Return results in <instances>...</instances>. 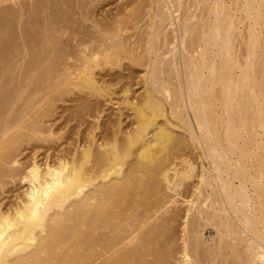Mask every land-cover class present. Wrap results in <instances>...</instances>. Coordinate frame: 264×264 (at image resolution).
I'll return each instance as SVG.
<instances>
[{
	"label": "bare ground",
	"instance_id": "obj_1",
	"mask_svg": "<svg viewBox=\"0 0 264 264\" xmlns=\"http://www.w3.org/2000/svg\"><path fill=\"white\" fill-rule=\"evenodd\" d=\"M73 1L30 6L43 18L34 40L24 35L32 57L23 47L15 58L4 39L20 66L2 53L0 75L18 68V87L0 97V264H264L248 170L238 154L225 165L262 116L254 50L264 0H124L100 22L92 2ZM175 196L188 204L181 235L178 209L159 215ZM202 226L216 233L207 243Z\"/></svg>",
	"mask_w": 264,
	"mask_h": 264
},
{
	"label": "rangeland",
	"instance_id": "obj_2",
	"mask_svg": "<svg viewBox=\"0 0 264 264\" xmlns=\"http://www.w3.org/2000/svg\"><path fill=\"white\" fill-rule=\"evenodd\" d=\"M19 1V2H18ZM7 0V1H5V2H3V3H0V15L2 16V19H0V37L1 38H3L2 39V42L4 41V39H6L7 40V38L10 36V45L12 44V42H13V44H12V47H13V49L15 48V45H16V48L17 49H19V52H18V54H15V56L17 55H19L20 54V52H22V51H20L21 49L23 50L24 48L23 47H26L27 48V46L25 45V42H26V44L27 45H31V43L33 44V42L31 41V40H29V39H32V40H34V38L31 36V33L30 32H34V31H36V29L37 28H39L40 27V24H42V21H43V18L41 19V15H40V13H39V15H38V13H36V12H34V11H32V10H30L31 9V7H32V5H33V7L34 6H36L37 4H39V2H43V1H45V0ZM75 1V0H74ZM72 2V3H74L73 5L75 6L78 2H77V0H76V2L77 3H75V2ZM80 1H82L81 3L82 4H88V2L90 1V2H92L90 5L92 6V8L90 9L89 7H91L90 5H87L88 7V10L90 9V11L91 10H94L95 9V11H94V13L96 12L97 13V15L95 16V14H93V11L90 13L91 14V16L93 15V16H95V18H91V20L92 21H94L95 22V20L98 22V20L97 19H100L99 20V22L100 21H103L104 20V18H103V16H107L106 15V13H110V15H112V13L113 12H115V9H116V5H118V4H120L121 5V3H123V1L124 0H108V1H106V0H80ZM80 1H79V3H80ZM101 1V2H100ZM102 1H104V2H102ZM118 1H120V2H118ZM227 1V5L228 6H231L230 5V2H229V0H226ZM11 2V3H10ZM13 2H16V3H13ZM36 2V3H35ZM89 2V3H90ZM94 2H96V3H94ZM99 2V3H98ZM80 3V4H81ZM106 3V4H105ZM118 3V4H117ZM26 6H25V5ZM30 4V5H29ZM78 5L79 7H81V6H83V5ZM94 4V5H93ZM99 4V5H98ZM104 4V5H103ZM3 5V6H2ZM17 5V6H16ZM25 6L26 8H24V10L25 11H27V13H25L24 15H23V17H22V19H20V13L18 12V14H19V18L17 17L18 16V14L17 13H15L16 11H18L19 10V8H22L21 6ZM72 4H70V7H73L74 8V6H73ZM31 6V7H30ZM109 6V7H108ZM112 6V7H111ZM119 6V5H118ZM84 7V9H85V5L83 6ZM115 7V8H114ZM107 8V9H106ZM18 9V10H17ZM66 9V8H65ZM102 10V11H101ZM106 10H108V12H106ZM264 10V9H263ZM262 10V19H259V20H261V22H262V20H264L263 18H264V11ZM10 11V12H9ZM14 11V12H13ZM106 13H105V12ZM110 11V12H109ZM8 12V13H7ZM33 12V13H32ZM73 12H76L75 11V9H74V11ZM77 12H79L78 10H77ZM100 14H99V13ZM14 14V15H13ZM17 16H16V15ZM49 16H50V14H48ZM76 15H78V14H76ZM1 16H0V18H1ZM5 16V17H4ZM15 16H16V18L17 19H15ZM80 15H78L77 16V19H79L78 17H79ZM90 16V17H91ZM12 17V18H11ZM29 17V18H28ZM74 17H75V15H74ZM74 17H73V20H74ZM102 17V18H101ZM111 17V16H110ZM7 19H9L10 21L8 22V20ZM20 19V20H19ZM49 19V18H48ZM93 19H95V20H93ZM258 20V22L260 23L257 27H255V29H257V30H260L261 31V33H260V37H259V42H258V44L260 45V49H259V52H258V49L256 48H254L255 50H254V53L256 54V53H258L256 56H254V57H256V58H254L255 59V63H256V67L258 68V70L259 71H263L262 73V77L264 78V47H262V46H264V25L262 26V24H264V22H260ZM12 21V22H11ZM20 23H19V22ZM80 21V20H79ZM144 20H142V22H143ZM73 22L75 23L76 22V19L74 20V21H70V23L72 24V25H69L70 27H72V28H74L75 26H77V25H81L80 23H76L75 25H73ZM142 22H140L139 24H138V28L136 29V30H139V28H141V25H143L144 24V22L142 23ZM236 22V21H235ZM14 23V24H13ZM30 24V25H29ZM20 25V26H19ZM61 25V24H60ZM86 25V26H85ZM84 25V28L86 27L87 29L88 28H91V30H93V28L91 27V26H94V24L93 23H91V22H89V24L88 23H86ZM8 28H7V27ZM36 26V27H35ZM39 26V27H38ZM130 26V25H129ZM132 26V25H131ZM3 27V28H2ZM7 29H6V28ZM14 27V28H13ZM81 27V26H80ZM79 26H77V27H75L76 29H78V30H82V31H84L83 30V28L81 27L80 28ZM245 27H247L246 26V24L245 23H243V24H240L239 25V29H241V30H243V28H245ZM262 27V28H261ZM5 28V29H4ZM11 29V30H10ZM21 29V30H20ZM86 29V30H87ZM3 30V31H2ZM9 30V31H8ZM23 30V31H22ZM34 30V31H33ZM38 31H39V29H37ZM90 30V29H89ZM14 31V32H13ZM20 31H22L21 33H20ZM26 31V32H25ZM28 31V32H27ZM38 31H36V32H38ZM81 31V32H82ZM132 31H135V29L134 30H129V32H128V34L130 35V33ZM140 31V30H139ZM138 31V32H139ZM24 32H25V34H24ZM35 32V33H36ZM40 32H42V30H40L38 33H40ZM137 31H135V34H137L136 33ZM27 33V34H26ZM30 33V34H29ZM35 33H34V37H35ZM67 33H70L69 31L67 32ZM134 32H132L131 33V35L133 34ZM7 34V35H6ZM12 34V35H11ZM13 34H15V35H13ZM18 34H21V35H23V36H18ZM29 34V35H28ZM2 35V36H1ZM24 35H28V36H30V37H32V38H29L28 39V37H27V39L29 40V41H27V39H25L26 38V36H24ZM128 35V36H129ZM7 36V37H6ZM66 36V37H65ZM65 36H63V38L65 37V38H67V36H68V38L70 37L69 36V34L68 35H66L65 34ZM5 37V38H4ZM14 37V38H13ZM20 37V38H19ZM1 38H0V40H1ZM17 38V39H16ZM22 38H24L26 41H24V40H22ZM64 38V39H65ZM6 40L4 41V43L3 44H5V48H4V45L3 44H0V46L2 45V47H0L1 49H0V58H1V62L0 63H2V57H1V55H2V53L3 54H9L10 53V55L12 54V57L10 56V58L8 57L9 55H7L6 56V59L8 60V58L11 60L12 59V61H15V63H17L18 61H17V59H13V54L14 53H16V51H18L17 49H15V52L14 53H12V51L10 52L9 51V49H11L10 47V45L8 44L7 45V47L8 46H10V47H8V50H7V47H6V44H7V42L9 41H7L6 42ZM12 41V42H11ZM20 41H21V43H20ZM23 41V42H22ZM1 42V41H0ZM29 42H31V43H29ZM21 44L22 45H24V46H21ZM32 46V45H31ZM31 46H29L30 48H31ZM21 47V48H20ZM30 48H27L28 50L30 49ZM4 49H6V51H1V50H4ZM27 50V52H29L27 55H29V56H31V54L33 55V53H32V51H34L35 52V50H33V49H30L29 51ZM32 50V51H31ZM9 51V52H8ZM14 51V50H13ZM24 51V50H23ZM31 51V52H30ZM6 52V53H5ZM24 52H26V51H24ZM263 52V53H262ZM31 53V54H30ZM254 54V55H255ZM5 55L3 56L4 57V59H5ZM32 57V56H31ZM15 58H18L19 59V56L18 57H15ZM6 59L5 60H3V62H6ZM29 60H30V58H29ZM28 60V61H29ZM260 60V61H259ZM9 61V60H8ZM7 61V62H8ZM12 61L10 62V63H12ZM17 61V62H16ZM27 56H26V58H25V61L23 62L24 64L26 63V64H28L27 62ZM258 62V63H257ZM10 63H9V67H10ZM19 63V64H18ZM17 64L20 66V61L18 62ZM7 64V63H6ZM16 64V65H17ZM258 64V65H257ZM2 64H0V66H1ZM3 65H4V63H3ZM2 65V66H3ZM16 65H14V62L11 64V67L12 68H15L14 66H16ZM29 65V64H28ZM130 65V64H129ZM18 66V67H19ZM23 66H25V68L27 69V66L26 65H23ZM11 67H10V69H11ZM0 68H2V67H0ZM125 68H127V67H125ZM139 69V70H138ZM116 70V71H115ZM131 70H135L136 72L134 73L133 71H131ZM113 71V73H116V74H121L120 73V71H119V69H114V70H112ZM126 72H127V70H125ZM137 71H139V73L137 72ZM11 72V73H10ZM126 72L125 73H122V75L123 74H126ZM129 72H132L133 74V81H132V83H131V88H130V90H131V101L133 100L134 102H136L137 101V99L139 98V96L142 94V91H143V88H142V86H141V83H140V78H141V76H142V71H141V68H137L136 67V69H135V66L133 67V69H130V71ZM10 73V74H9ZM14 75H13V74ZM9 74V75H8ZM17 74H18V68H16V69H12V70H9V72L8 73H6L5 75H4V73H3V75L4 76H2L1 77V75H0V81H1V83H0V87H2L4 84H6L7 85V87H6V85H4L2 88L4 89V91L2 92H0V97L2 98V99H4L6 96H8V94L7 93H9V90H10V92H11V90L12 89H17V87H18V85H15L16 83H17V80H15V77L17 76ZM139 74V75H138ZM7 75V76H6ZM11 76V77H10ZM116 76H118V75H116ZM261 76V75H260ZM5 77V78H4ZM13 77V78H12ZM262 77H261V80L263 81V79H262ZM6 79V80H5ZM11 80H13V81H11ZM3 82V83H2ZM114 83H116V82H114ZM10 84H12V85H10ZM2 85V86H1ZM114 85H116L115 86V89H118V88H120V85L118 84H114ZM113 85V86H114ZM263 85H264V81H263ZM10 86H12V87H10ZM17 86V87H16ZM112 86V87H113ZM10 89H9V88ZM16 87V88H15ZM264 87V86H263ZM263 87H261V90H262V96H260V99H259V102H258V107H256L255 108V110L258 108V111L260 110V114L262 115V116H260V117H262V118H258L257 120H253L252 122V125H249V127H251L252 126V133L249 135V136H246L245 138H244V142L246 143V142H250V143H246V144H248L247 146H246V144H245V146L246 147H244L245 149H244V151L245 152H243V153H241L240 151H238V150H236V149H233L232 151L233 152H235L236 154H234L233 152H230V155H228L229 153H227V156H226V158H228V159H226V161H225V165H226V163H229V164H227L228 165V167H230V165H233V164H235L237 161L236 160H239L240 162H239V167H241L240 169L242 170H248L247 172H245V173H247V178L249 179V180H247V182H246V187H247V190H248V188H249V194H253L251 197V204H250V207L251 208H253L252 207V204H253V206H255V208H257V218H258V222H261V224H260V227H261V229H262V227H264V88ZM111 89H113L114 90V87L113 88H111ZM8 90V91H7ZM133 98V99H132ZM68 100H70V98L68 99L67 98V103L66 104H63V103H61V102H59L58 104H62V105H68L69 104V101ZM122 101L123 100H121L118 96H114L113 98H112V104L114 105L115 104V106H113V107H117V105L118 104H121L122 103ZM117 103V104H116ZM57 104V103H56ZM58 104H57V106H58ZM190 111H188V113H189ZM191 113V112H190ZM189 113V114H190ZM191 115V114H190ZM255 121V122H254ZM257 122V123H256ZM250 124H251V121H250ZM254 124H255V127L253 128V126H254ZM258 124V125H257ZM260 125H261V127H260ZM256 128V129H255ZM255 129V130H254ZM256 132V133H255ZM253 133H254V135H253ZM256 134V135H255ZM260 135V136H259ZM250 139V137H252L250 140L248 139V138ZM254 141V142H253ZM239 142V141H238ZM237 142V143H238ZM251 142H253V143H251ZM237 145H239V146H241L240 145V142L237 144ZM238 146V147H239ZM250 148V149H249ZM258 150H257V149ZM246 149H247V151L249 150V151H251V150H253V151H251V152H249L248 151V153H250V154H248L247 153V151H246ZM236 150V151H235ZM240 150H242L241 148H240ZM259 151V152H256V151ZM238 151V152H237ZM256 153V156H255V154H253V153ZM199 153H201V152H199ZM233 153V154H232ZM240 153V154H239ZM240 156V157H242V158H240L238 155ZM198 155V154H197ZM258 155V156H257ZM247 156V157H246ZM254 156H255V158H254ZM238 157H239V159H238ZM244 157V158H243ZM199 158V157H198ZM230 158H232V159H230ZM255 159V160H254ZM259 159V160H258ZM199 159H197V161H195V162H197V163H195V165H197V167H196V169H195V173L194 174H197L198 172H200L201 171V167H200V164H201V162H200V160L198 161ZM257 160V161H256ZM229 161V162H228ZM242 161H243V163H242ZM251 161V162H250ZM176 162H179V161H176ZM209 161H207V160H204V165H205V167L206 168H210V166H209V163H208ZM226 165V166H227ZM243 166V167H242ZM254 166V167H253ZM179 167V166H178ZM178 167H177V169H178ZM250 167V168H249ZM181 167H179V169H180ZM254 170H253V169ZM256 168V169H255ZM199 169V170H198ZM233 171H234V169H233ZM233 171H231L230 170V172H233ZM254 171H256V172H254ZM254 172V173H253ZM171 173V172H170ZM259 173H261L260 175H259ZM259 175V176H258ZM249 176V177H248ZM254 177V178H253ZM195 179H196V181H195ZM195 179H193V181L191 180L190 181V183H191V185L193 184V185H196L197 184V181H198V179L197 178H195ZM242 179H244V177H242ZM256 180L255 181V183H254V180ZM251 180H252V182H251ZM250 181V182H249ZM193 182V183H192ZM234 182H236L235 184L236 185H238V183H237V181H234ZM249 182V183H248ZM255 184V185H254ZM191 185L189 184L188 186H190L191 187ZM251 185V186H250ZM256 185L259 187V188H257L256 187ZM255 186V188H253ZM189 187V189H190V193H192V191L194 190V188L193 187H191L190 188ZM182 189H184L183 187H182ZM187 189H188V187H187ZM192 190V191H191ZM252 190L255 192V191H257V194L260 192V194H258V197H259V195H260V197L261 198H259V199H257L258 197H256L257 195H255L254 196V193H252ZM179 191L181 192V191H183V190H181V189H179ZM259 191V192H258ZM169 194H171L170 192H169ZM171 195H173V193L171 194ZM177 197V198H176ZM183 199H185L183 196H179V198H178V196H175L173 199H172V201H170L164 208H165V211H164V213H163V210L159 213V215H163V216H167L168 214H167V212L169 213V212H171V211H173L174 210V208H176V209H178L177 211H178V214H179V220H178V224H174L175 226H177V228H175V226H174V231L177 229V233L179 234V235H181V231H182V227H184V225H183V223H184V221H185V219H186V217H185V211L187 210V206H188V204H186L185 202H184V200ZM175 200V201H174ZM183 200V201H182ZM259 200V201H258ZM173 202V203H172ZM198 202V201H197ZM200 202V201H199ZM198 202V203H199ZM256 204V205H255ZM260 204V205H259ZM201 203H199V204H197L196 206V208H198V209H203V207H201ZM175 206V207H174ZM261 206V207H260ZM263 206V207H262ZM169 207V208H168ZM204 209H205V207H204ZM180 210H182V211H180ZM184 211V212H183ZM263 211V212H262ZM179 212H181V213H179ZM193 213H194V210L192 211ZM183 214V215H182ZM192 214V213H191ZM184 217V218H183ZM183 218V219H182ZM262 218V219H261ZM263 221V222H262ZM182 222V223H181ZM203 225H204V223H203ZM180 227V228H179ZM203 227V226H202ZM204 229H203V231H202V239H204L205 240V242L207 243V241L209 242L211 239V237L213 238V237H215L216 236V233H215V231H214V229L213 228H211V227H208V226H204L203 227ZM262 232L264 233V228H263V230H262ZM177 233H176V235H177ZM175 235V236H176ZM177 237V236H176Z\"/></svg>",
	"mask_w": 264,
	"mask_h": 264
}]
</instances>
